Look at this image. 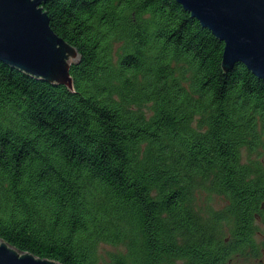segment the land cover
Wrapping results in <instances>:
<instances>
[{"label": "trees", "instance_id": "trees-1", "mask_svg": "<svg viewBox=\"0 0 264 264\" xmlns=\"http://www.w3.org/2000/svg\"><path fill=\"white\" fill-rule=\"evenodd\" d=\"M74 87L0 62V237L63 264H264V78L177 0H49ZM214 197L221 207L212 205Z\"/></svg>", "mask_w": 264, "mask_h": 264}, {"label": "water", "instance_id": "water-1", "mask_svg": "<svg viewBox=\"0 0 264 264\" xmlns=\"http://www.w3.org/2000/svg\"><path fill=\"white\" fill-rule=\"evenodd\" d=\"M0 0V62L28 75L74 87L78 50L55 32L43 4ZM224 42L223 67L244 63L264 78V0H177ZM0 264H63L20 250L0 237Z\"/></svg>", "mask_w": 264, "mask_h": 264}, {"label": "rangeland", "instance_id": "rangeland-1", "mask_svg": "<svg viewBox=\"0 0 264 264\" xmlns=\"http://www.w3.org/2000/svg\"><path fill=\"white\" fill-rule=\"evenodd\" d=\"M223 201L219 197H214L212 200V205L216 208L221 207ZM261 229L264 231V223H260ZM118 250V247L111 245V244H102L100 247V264H107L109 260V253ZM263 257H264V250H263ZM229 264H257L256 260H248L242 258H235Z\"/></svg>", "mask_w": 264, "mask_h": 264}]
</instances>
